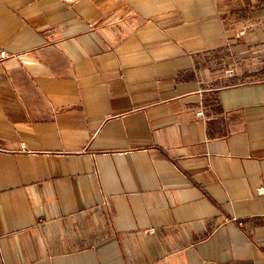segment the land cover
<instances>
[{"label": "crops", "instance_id": "obj_1", "mask_svg": "<svg viewBox=\"0 0 264 264\" xmlns=\"http://www.w3.org/2000/svg\"><path fill=\"white\" fill-rule=\"evenodd\" d=\"M262 187L264 0H0V264H264Z\"/></svg>", "mask_w": 264, "mask_h": 264}, {"label": "built area", "instance_id": "obj_2", "mask_svg": "<svg viewBox=\"0 0 264 264\" xmlns=\"http://www.w3.org/2000/svg\"><path fill=\"white\" fill-rule=\"evenodd\" d=\"M1 56H2L3 58L6 57V55H5L4 52H1ZM232 75H233V69H227V70L225 71V76H226V77H231ZM197 115H198V116H201V115H202V112H201V111H198V112H197ZM259 192H260L261 194H263V193H264V187L260 188V189H259Z\"/></svg>", "mask_w": 264, "mask_h": 264}, {"label": "rangeland", "instance_id": "obj_3", "mask_svg": "<svg viewBox=\"0 0 264 264\" xmlns=\"http://www.w3.org/2000/svg\"><path fill=\"white\" fill-rule=\"evenodd\" d=\"M228 69H233V75L235 74V68H228ZM227 69H225L226 71ZM225 71H224V75H225Z\"/></svg>", "mask_w": 264, "mask_h": 264}]
</instances>
